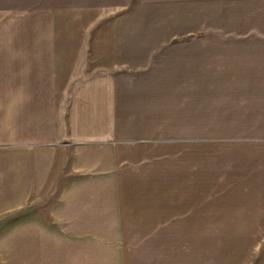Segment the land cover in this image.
I'll list each match as a JSON object with an SVG mask.
<instances>
[{
  "label": "crops",
  "instance_id": "crops-1",
  "mask_svg": "<svg viewBox=\"0 0 264 264\" xmlns=\"http://www.w3.org/2000/svg\"><path fill=\"white\" fill-rule=\"evenodd\" d=\"M0 264H264V0H0Z\"/></svg>",
  "mask_w": 264,
  "mask_h": 264
},
{
  "label": "rangeland",
  "instance_id": "rangeland-1",
  "mask_svg": "<svg viewBox=\"0 0 264 264\" xmlns=\"http://www.w3.org/2000/svg\"><path fill=\"white\" fill-rule=\"evenodd\" d=\"M117 1L120 0H109L110 4L116 3ZM168 131H173V129H168ZM155 143L156 141H152L151 143L154 148V156L152 161L154 163L153 175L155 176L154 188L156 189L157 193L158 192L172 193V200L174 203L175 225L180 224V213H179L180 187H179V174L177 171L175 137L174 135H169V137H167L166 140H162V142H157L156 144ZM178 234L181 233L176 232V235ZM179 246L180 245L177 244V247ZM178 258H182V257H178Z\"/></svg>",
  "mask_w": 264,
  "mask_h": 264
}]
</instances>
